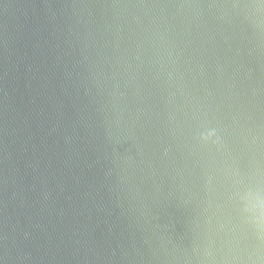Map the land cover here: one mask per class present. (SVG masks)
I'll use <instances>...</instances> for the list:
<instances>
[{
  "label": "water",
  "instance_id": "water-1",
  "mask_svg": "<svg viewBox=\"0 0 264 264\" xmlns=\"http://www.w3.org/2000/svg\"><path fill=\"white\" fill-rule=\"evenodd\" d=\"M0 264H264V0H0Z\"/></svg>",
  "mask_w": 264,
  "mask_h": 264
}]
</instances>
